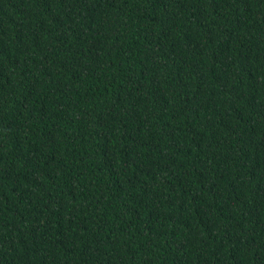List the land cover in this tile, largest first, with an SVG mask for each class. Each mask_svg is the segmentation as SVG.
<instances>
[{"label":"trees","instance_id":"trees-1","mask_svg":"<svg viewBox=\"0 0 264 264\" xmlns=\"http://www.w3.org/2000/svg\"><path fill=\"white\" fill-rule=\"evenodd\" d=\"M0 264H264V0H0Z\"/></svg>","mask_w":264,"mask_h":264}]
</instances>
